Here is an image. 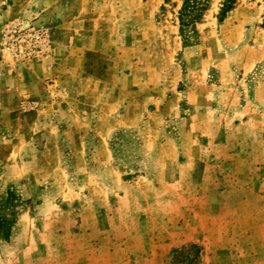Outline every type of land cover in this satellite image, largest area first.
Here are the masks:
<instances>
[{"label": "rangeland", "instance_id": "1", "mask_svg": "<svg viewBox=\"0 0 264 264\" xmlns=\"http://www.w3.org/2000/svg\"><path fill=\"white\" fill-rule=\"evenodd\" d=\"M184 1L0 0V264H264V0ZM70 27L92 58L46 73Z\"/></svg>", "mask_w": 264, "mask_h": 264}, {"label": "crops", "instance_id": "2", "mask_svg": "<svg viewBox=\"0 0 264 264\" xmlns=\"http://www.w3.org/2000/svg\"><path fill=\"white\" fill-rule=\"evenodd\" d=\"M82 31H83V28H77V27L68 28V30L65 33H62L63 35L71 36V40L66 43L62 42V39L64 38V36L57 37V39L55 40V45L57 48L56 54L52 57V59L49 60V62H47V64L45 63L44 64L45 67H43L46 73H51L52 71V73L55 76H63L65 72L64 65L68 63L69 60H71L70 59L71 57H72V61L75 60L76 63H79V61H84L85 63V62H88V60L92 58V55L95 52V48L92 49L91 46L87 45L88 40L87 38L83 36L84 32ZM80 36L82 37V39L79 38ZM78 40H81L82 42V44L79 46L76 45ZM76 74H77V71L73 73L72 76H78ZM42 76H46V75L42 74ZM178 240H180V238L175 239V241H178ZM178 243L179 242H176V244ZM231 245L232 244L230 243V247L232 248ZM253 247L255 246L253 245ZM253 247L249 248L250 251H248V258L246 259L244 258L243 254H234V252L229 251L228 252L229 257L227 258V260H225L226 262L224 261L223 263L221 262V260H217V258L214 259V257L212 258L208 257L209 253L208 251H205L206 255L204 254L205 258H203L202 264H257L256 255L254 253L255 248ZM240 252L243 253L245 252V250H241ZM160 264H166V263H163L162 261H160Z\"/></svg>", "mask_w": 264, "mask_h": 264}, {"label": "built area", "instance_id": "3", "mask_svg": "<svg viewBox=\"0 0 264 264\" xmlns=\"http://www.w3.org/2000/svg\"><path fill=\"white\" fill-rule=\"evenodd\" d=\"M5 36L8 50L14 57L35 60L46 53L49 35L45 31H37L29 26L24 28L19 24L8 28Z\"/></svg>", "mask_w": 264, "mask_h": 264}, {"label": "trees", "instance_id": "4", "mask_svg": "<svg viewBox=\"0 0 264 264\" xmlns=\"http://www.w3.org/2000/svg\"><path fill=\"white\" fill-rule=\"evenodd\" d=\"M203 3L200 4L197 0H185L183 7L180 11V25L181 33L184 32V29L189 25L195 26L203 18V12L208 8L210 0H202ZM237 0H223L222 8L220 12V22H223L228 14L235 9ZM186 17H189L190 20H185ZM264 27V24H263ZM184 45L187 46V41L184 39Z\"/></svg>", "mask_w": 264, "mask_h": 264}]
</instances>
